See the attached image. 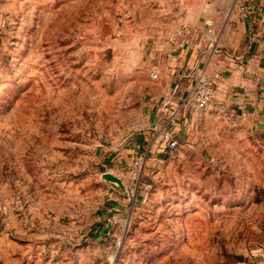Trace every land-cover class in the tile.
<instances>
[{"label": "rangeland", "instance_id": "rangeland-1", "mask_svg": "<svg viewBox=\"0 0 264 264\" xmlns=\"http://www.w3.org/2000/svg\"><path fill=\"white\" fill-rule=\"evenodd\" d=\"M217 1L0 0V264H264V125L164 110Z\"/></svg>", "mask_w": 264, "mask_h": 264}, {"label": "crops", "instance_id": "crops-1", "mask_svg": "<svg viewBox=\"0 0 264 264\" xmlns=\"http://www.w3.org/2000/svg\"><path fill=\"white\" fill-rule=\"evenodd\" d=\"M218 1L211 11L215 32L210 40L199 28L190 32L182 49L173 44L161 53L162 78L180 76L178 82H172L164 105L165 112L172 109L177 130L182 125L194 126L200 117L221 114L219 105L228 107L231 121L246 120L256 130L264 125V0H247L256 11L252 16L238 11L240 0ZM201 72L209 77L218 75L215 102L204 111L195 108L192 98Z\"/></svg>", "mask_w": 264, "mask_h": 264}, {"label": "built area", "instance_id": "built-area-1", "mask_svg": "<svg viewBox=\"0 0 264 264\" xmlns=\"http://www.w3.org/2000/svg\"><path fill=\"white\" fill-rule=\"evenodd\" d=\"M238 11L244 13L247 16H252L256 13L255 8L250 6L247 0H240L238 5ZM211 23H208V26H211ZM212 33V30H208ZM185 31L180 32V36H184ZM172 44L176 43L177 37H172L169 40ZM156 74H153L152 77H156ZM218 75L214 77H209L206 73L201 72L197 79L195 80L193 89H192V98L194 106L197 110L204 111L210 108L215 102V86L217 83ZM220 112L223 116L229 117V109L225 105H219ZM161 139L165 142V145L168 149H174L178 145L177 137L168 130H163L161 133Z\"/></svg>", "mask_w": 264, "mask_h": 264}, {"label": "water", "instance_id": "water-1", "mask_svg": "<svg viewBox=\"0 0 264 264\" xmlns=\"http://www.w3.org/2000/svg\"><path fill=\"white\" fill-rule=\"evenodd\" d=\"M108 179H110L112 182H116V183L122 185L121 181L114 176L108 175Z\"/></svg>", "mask_w": 264, "mask_h": 264}]
</instances>
